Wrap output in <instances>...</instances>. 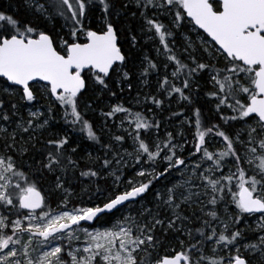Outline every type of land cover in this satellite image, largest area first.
<instances>
[{
	"label": "snow or ice",
	"instance_id": "6c2138e0",
	"mask_svg": "<svg viewBox=\"0 0 264 264\" xmlns=\"http://www.w3.org/2000/svg\"><path fill=\"white\" fill-rule=\"evenodd\" d=\"M22 7L0 11V264H264V0Z\"/></svg>",
	"mask_w": 264,
	"mask_h": 264
},
{
	"label": "trees",
	"instance_id": "16d2710c",
	"mask_svg": "<svg viewBox=\"0 0 264 264\" xmlns=\"http://www.w3.org/2000/svg\"><path fill=\"white\" fill-rule=\"evenodd\" d=\"M4 10H8L10 12L19 11V13L21 15H24V9L22 7V3L20 2V0H8V1L0 0V11H4ZM93 27H95V26H93ZM151 79L154 80V77ZM105 99H107V98H105ZM198 103L203 105L205 107L206 111H207L208 107H210L209 105L205 104L203 100L198 101ZM171 109L174 111H179L180 106L177 105L174 107L171 105ZM157 119H159L161 121L162 125L166 121H170L172 124H175L178 121V118L171 116V111H169V106L167 105V103L164 105V110L160 111L158 113ZM84 143L87 144L88 142L85 141ZM77 191H79V189H77Z\"/></svg>",
	"mask_w": 264,
	"mask_h": 264
},
{
	"label": "rangeland",
	"instance_id": "374dc122",
	"mask_svg": "<svg viewBox=\"0 0 264 264\" xmlns=\"http://www.w3.org/2000/svg\"><path fill=\"white\" fill-rule=\"evenodd\" d=\"M5 1H8V0H5ZM20 2L22 3V0H20ZM13 9H14V8H13ZM92 25H93V26H96V21H95V20L92 21ZM152 80H153V79H152ZM153 87H154V80H153ZM145 90H147V89H145ZM105 101H106V99H105ZM167 105H168V104H167ZM172 106L175 107V106H177V104L173 101ZM179 119H182V118H179ZM179 119H178L177 123L179 122ZM177 123L172 124L170 121H166V122H164V124L162 125V128H161V135H163V132H164L165 128H166L167 130H173L174 127H175V125H176ZM97 227H98V225H97Z\"/></svg>",
	"mask_w": 264,
	"mask_h": 264
}]
</instances>
